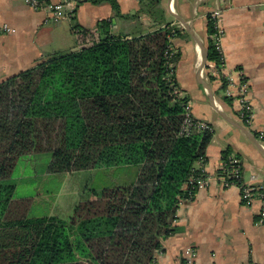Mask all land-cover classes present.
Wrapping results in <instances>:
<instances>
[{"label":"trees","instance_id":"trees-1","mask_svg":"<svg viewBox=\"0 0 264 264\" xmlns=\"http://www.w3.org/2000/svg\"><path fill=\"white\" fill-rule=\"evenodd\" d=\"M139 1L161 26L128 35L113 33L111 19L96 30L73 23L74 49L46 54L0 82V264H152L175 232L177 209L197 190L190 180L202 172L195 164L206 160L213 133L180 134L188 97L175 74L179 31L162 20L160 0ZM91 2L111 5L117 18L137 17L121 14L116 0ZM212 32L208 16L205 58L215 70L208 79L224 89ZM38 153L50 155L48 174L137 170L128 183L86 186L67 219L28 216L32 199L13 198L11 177L19 158ZM231 154L227 148L221 160Z\"/></svg>","mask_w":264,"mask_h":264},{"label":"crops","instance_id":"crops-1","mask_svg":"<svg viewBox=\"0 0 264 264\" xmlns=\"http://www.w3.org/2000/svg\"><path fill=\"white\" fill-rule=\"evenodd\" d=\"M63 1H42L36 9L26 0H0V82L46 54L74 49L79 28L96 30L100 20L111 19L113 33L128 35L163 24L147 14L139 0H116L121 14L137 13L132 19L117 18L107 3L72 0L70 17L53 21L46 7ZM159 7L162 20L179 31L173 39L180 52L176 80L188 97L192 117L208 122L213 135L206 160L195 164L210 176L209 184L179 204L175 232L163 241L155 264H186L191 256L190 264H264V224L257 222L261 200L243 203L239 187L224 186L218 177L221 154L228 148L241 160L243 181L264 186V144L258 139L264 130V0H160ZM214 9L221 10L223 29L220 75L247 83L253 110L248 125L238 119L236 88L230 89L233 99L227 102L220 81L208 79L215 73L204 58L208 16ZM73 23L79 28L73 29ZM4 25L8 31L2 30ZM11 181L15 193L17 182L13 177ZM22 198L34 201L16 199Z\"/></svg>","mask_w":264,"mask_h":264},{"label":"rangeland","instance_id":"rangeland-1","mask_svg":"<svg viewBox=\"0 0 264 264\" xmlns=\"http://www.w3.org/2000/svg\"><path fill=\"white\" fill-rule=\"evenodd\" d=\"M245 124V123H244ZM246 125V124H245ZM49 153L19 158L12 177L17 182L13 198L33 197L28 216L53 215L67 219L80 200L85 187L102 189L133 181L136 167H110L48 174Z\"/></svg>","mask_w":264,"mask_h":264},{"label":"built area","instance_id":"built-area-1","mask_svg":"<svg viewBox=\"0 0 264 264\" xmlns=\"http://www.w3.org/2000/svg\"><path fill=\"white\" fill-rule=\"evenodd\" d=\"M27 4L30 5L32 8H40L41 5L38 0H26ZM71 2L72 0H64L62 3H56L50 7H46L49 17L53 21H59L62 19H67L71 15ZM209 19L211 20L212 26V34L211 39L213 46L215 47L216 51L221 55L223 59L222 49H221V39L223 37V29L221 27V10L214 9L209 14ZM173 27V26H172ZM3 31H8L7 26L2 27ZM223 66V65H222ZM222 68V67H221ZM227 84L225 86V94L227 97H233L231 93V88H236V95H237V102L239 103V110H238V119L245 123L250 124L253 110L251 105L247 99L248 93V85L247 83L240 79L237 83L234 82L233 78L230 75L224 76ZM190 130L196 131H207L213 133V127L205 121L197 120L192 117L190 105L189 103L185 107L184 111V118L182 121L181 132L180 134H189ZM258 139L264 144V130L258 132ZM200 162H204L201 160ZM228 166L232 167L231 172H227ZM219 171H224L225 173L220 174L219 172V179L224 186H231L236 185L240 189V198L243 203H250L254 199L261 200V206L258 212V220L257 222L260 224H264V186H257L253 184H248L243 181L242 177V169H241V161L239 158L231 154L227 161H221ZM228 177H233L234 179H238L239 183L230 182L227 180ZM210 181V176L201 172L200 176L193 178L190 180V183L194 184L196 189H204ZM192 262V256L186 258V264H190ZM155 260L152 264H155Z\"/></svg>","mask_w":264,"mask_h":264},{"label":"water","instance_id":"water-1","mask_svg":"<svg viewBox=\"0 0 264 264\" xmlns=\"http://www.w3.org/2000/svg\"><path fill=\"white\" fill-rule=\"evenodd\" d=\"M204 58H205V54H204ZM205 60H206V58H205Z\"/></svg>","mask_w":264,"mask_h":264}]
</instances>
